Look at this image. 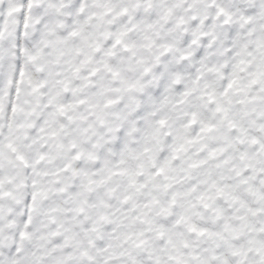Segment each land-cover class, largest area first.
I'll list each match as a JSON object with an SVG mask.
<instances>
[{
  "label": "snow or ice",
  "instance_id": "snow-or-ice-1",
  "mask_svg": "<svg viewBox=\"0 0 264 264\" xmlns=\"http://www.w3.org/2000/svg\"><path fill=\"white\" fill-rule=\"evenodd\" d=\"M0 264H264V0H0Z\"/></svg>",
  "mask_w": 264,
  "mask_h": 264
}]
</instances>
